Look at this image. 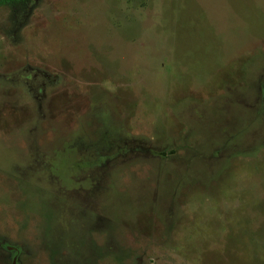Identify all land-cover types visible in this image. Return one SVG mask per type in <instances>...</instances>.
Masks as SVG:
<instances>
[{"label":"rangeland","instance_id":"374dc122","mask_svg":"<svg viewBox=\"0 0 264 264\" xmlns=\"http://www.w3.org/2000/svg\"><path fill=\"white\" fill-rule=\"evenodd\" d=\"M0 264H264V0L0 5Z\"/></svg>","mask_w":264,"mask_h":264},{"label":"trees","instance_id":"16d2710c","mask_svg":"<svg viewBox=\"0 0 264 264\" xmlns=\"http://www.w3.org/2000/svg\"><path fill=\"white\" fill-rule=\"evenodd\" d=\"M25 0H0V5H7V4H21Z\"/></svg>","mask_w":264,"mask_h":264}]
</instances>
